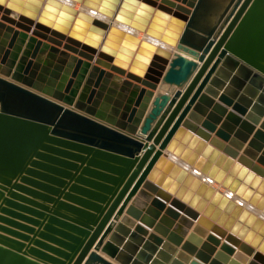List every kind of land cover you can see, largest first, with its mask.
<instances>
[{"label":"water","instance_id":"1","mask_svg":"<svg viewBox=\"0 0 264 264\" xmlns=\"http://www.w3.org/2000/svg\"><path fill=\"white\" fill-rule=\"evenodd\" d=\"M0 264H264V0H0Z\"/></svg>","mask_w":264,"mask_h":264},{"label":"bare ground","instance_id":"2","mask_svg":"<svg viewBox=\"0 0 264 264\" xmlns=\"http://www.w3.org/2000/svg\"><path fill=\"white\" fill-rule=\"evenodd\" d=\"M75 8L77 9V10H79V11H81V10H84V8L82 7V6H80V5H76L75 6ZM103 19V18H102ZM105 21H109V19H104ZM111 21V20H110ZM113 25H115V26H117V27H122V28H124V29H126V27L125 26H122V25H119L118 23H112ZM139 35H143V34H137V36L139 37ZM140 38V37H139ZM141 40H147V37L144 35V38H140ZM217 191H220V192H222V193H225V191H224V189L221 187V186H219V185H216V184H213L212 185ZM246 207H249L248 205H246Z\"/></svg>","mask_w":264,"mask_h":264},{"label":"crops","instance_id":"3","mask_svg":"<svg viewBox=\"0 0 264 264\" xmlns=\"http://www.w3.org/2000/svg\"><path fill=\"white\" fill-rule=\"evenodd\" d=\"M109 23H111V21H108ZM140 38H144V35H139Z\"/></svg>","mask_w":264,"mask_h":264}]
</instances>
